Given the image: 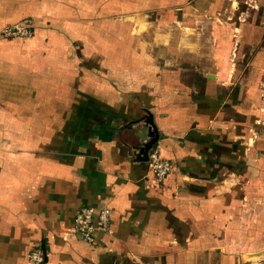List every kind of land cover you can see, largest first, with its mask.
I'll return each mask as SVG.
<instances>
[{
    "label": "crops",
    "instance_id": "0c3cea01",
    "mask_svg": "<svg viewBox=\"0 0 264 264\" xmlns=\"http://www.w3.org/2000/svg\"><path fill=\"white\" fill-rule=\"evenodd\" d=\"M239 2L0 0V264H31L35 249L46 255L44 264H202L223 249L235 229L237 212L226 210H235L238 190L222 168L246 155L244 146L264 142L248 99L254 84L246 87L247 98L237 95L239 85L231 88L243 42L241 24L232 19ZM144 10L172 18L168 38L153 36L152 45L184 49L191 70L155 63L149 72L144 64L133 70L129 61L138 59L144 41L96 36L114 25L130 28L124 16L120 24L107 17L102 26L97 13L134 17ZM145 20L133 18L138 31L150 28ZM24 23L31 37L2 35ZM229 26L234 34L224 37ZM256 29L249 26L247 35ZM110 40L121 45L119 54ZM134 41L137 49L130 47ZM225 42L233 44L227 62ZM263 56L260 47L249 69ZM98 78L106 84L97 85ZM158 92L166 95L153 98ZM86 94L105 99L108 115L64 118L65 108H80ZM144 110L153 115L158 151L172 166L161 184L138 156L147 139ZM244 134H252L248 143L240 141ZM83 207L108 208L111 234L96 233L89 243L74 236L73 219ZM221 259L211 264H228Z\"/></svg>",
    "mask_w": 264,
    "mask_h": 264
},
{
    "label": "rangeland",
    "instance_id": "374dc122",
    "mask_svg": "<svg viewBox=\"0 0 264 264\" xmlns=\"http://www.w3.org/2000/svg\"><path fill=\"white\" fill-rule=\"evenodd\" d=\"M238 8L239 11L237 13H234L235 15L232 19L234 23L239 24L238 22H240L241 24L242 30L240 29L238 31V37H240L241 40L243 39V42L241 43L242 45L239 46V54L237 55V57H235V60H238L236 61L237 72L235 73V76L233 78L234 80H232L231 88H234V84L239 85L240 93H237V95L247 98L246 96L248 95H246L244 91L247 90L246 87H248L250 84L249 82H247V79H245L246 75L244 71L246 69H249V67L251 68V66L249 65L253 62L251 60L254 59V55H256L260 47H264V0H240ZM133 15L134 14L131 11L129 13L114 12L113 14L107 15L97 13V21L98 23L101 22L102 26H104V20L107 17L112 16L113 24H120V22H122V17L124 16V21L125 23H127V21L129 22L130 28L127 31L126 28H120V25L117 26L118 28L114 25L113 28H107L105 30L98 29L96 36H98V38H103L105 36H112L113 38H115L116 36L125 37L129 34V36L138 37L136 39H141L142 41H144V46L138 45V48L140 50L138 59H132L129 61L130 68L133 70L142 69L141 65L144 64V70L149 72V69H152L154 67V63L156 65V68L159 64V67L162 70L174 69L176 66V68H188V70L192 69L190 64L186 62V60L192 59V55L189 56L184 49L175 48L174 46L169 47L168 45H152L153 36H156L157 38H159V36H161L162 38H168V30L165 25H167L171 21L172 18L170 16L163 14L161 17V15L157 12L151 13L147 12L146 10L140 12V14H135L134 17ZM140 15H142V17ZM229 15L232 16V14ZM143 16L146 19L145 21L148 24L150 23V28L148 30L139 29L138 31L137 24L133 22V18L143 19ZM249 26L258 27L255 34H252L251 32L250 35H247L250 33ZM155 27L157 28L156 33ZM136 32H138V35L136 34ZM225 32L226 35H224V37L230 38L234 34V28L231 26L225 27ZM249 37H255L257 39V44L252 45L253 43L248 39ZM109 42H111V40ZM134 42L135 43L130 44V47H132V49H137L135 45H137L138 41ZM225 44V50H227L225 57L227 56V62L229 60L228 58L231 57L233 44L229 45L228 47L227 42H225ZM254 46H256L257 48H254ZM97 47L103 49L102 45H98ZM111 47L113 49V53L119 54L121 52V45L115 44V42H113ZM142 48H144V50H142ZM211 52L212 55L216 54L215 47L212 48L211 46ZM261 56L258 55V58H260ZM143 58L144 62L141 60ZM177 58L178 61L176 62ZM175 63L177 65H175ZM201 63L205 64L203 60L200 61L199 65H201ZM255 65H257L255 68L253 67L255 71H253L252 69L251 73V76L255 78V82L252 83V85H254L252 86L248 96V99L251 103L254 101L255 103H257L259 100L261 102L264 101V98L260 96L261 93L264 96V60L259 63H255L254 66ZM207 66L213 67L211 66V62L208 63ZM96 69L97 71L101 70L98 66ZM98 79V82H96L97 85H101L103 83L106 84V82H104V78ZM151 79V77H147V79L145 80L149 81ZM241 79H243V81H240ZM163 80H166V83L168 82L167 77ZM154 85H156V83H154ZM257 86L259 87L257 88ZM163 95H166V93L158 92L153 98L162 97ZM142 96L143 95H140V99H142ZM102 100L105 99L101 97L95 98L90 94H86L85 100H81V102L84 103L79 104L80 108H76L74 110L65 108V114L63 113V116L64 118L66 117L71 120L75 113H77V115L81 114V116H89L91 119L100 121L105 115H108L109 113L107 112V109L104 108V103L102 102ZM75 101H78V98L75 99ZM105 105L107 104L105 103ZM259 105L261 104L259 103ZM100 106H102V108H100ZM262 106H264V104ZM60 111L63 112L62 110ZM113 111L117 112L118 110L113 109ZM230 115H232V112L230 113ZM255 115V118H258L257 120L260 121V123H264V118L259 115L258 110L256 111ZM233 118H235L234 114ZM66 127L68 128V126ZM257 128L258 130L261 128L264 129V125L259 124L257 125ZM250 135L252 134H248L245 137L244 134V139L240 141L242 143H248L249 137H252ZM157 146L158 144L156 143L153 146L152 150H159ZM243 148L249 149V151L246 152V155L244 153L240 154L239 160L237 157L230 159L229 161L231 162H229V164L228 162L226 163L227 168L224 167L221 171L223 174L222 177L227 182L236 184L237 188H235L236 190H238V193H236L237 196H235L237 201V203L234 205L235 210L233 208H231L230 210H226L229 213L237 212L234 220L235 229L232 230V233L229 237H224V244L222 243L221 245L223 246V249H214L215 251L209 252V261L206 260L202 264H206V262L211 264V262H214V260H217L219 263L221 258V260L228 261V264H264V156H262L261 159L256 157V152L260 153L261 155L264 153V142L256 141V143H254L250 148L248 147V145L244 146ZM231 170H233V172ZM229 183H227L228 186ZM239 187L241 189H239ZM221 235L217 236L219 241H222ZM194 259L196 262L198 261L197 257H195Z\"/></svg>",
    "mask_w": 264,
    "mask_h": 264
},
{
    "label": "built area",
    "instance_id": "2783aa9c",
    "mask_svg": "<svg viewBox=\"0 0 264 264\" xmlns=\"http://www.w3.org/2000/svg\"><path fill=\"white\" fill-rule=\"evenodd\" d=\"M2 35L11 38H29L32 32L26 23L6 28ZM171 163L164 158L160 151L151 150L148 155L147 168L153 180L161 184L171 171ZM110 210L102 207L95 211L91 207H83L75 214L72 234L84 242H92L96 233L111 234ZM31 264H44L46 255L39 249L31 251L28 255Z\"/></svg>",
    "mask_w": 264,
    "mask_h": 264
},
{
    "label": "water",
    "instance_id": "95a60500",
    "mask_svg": "<svg viewBox=\"0 0 264 264\" xmlns=\"http://www.w3.org/2000/svg\"><path fill=\"white\" fill-rule=\"evenodd\" d=\"M144 111L146 113L144 123L147 125V139L142 142L141 145L137 146L138 156L141 161L148 160L149 152L159 140V134L153 121V115L147 110Z\"/></svg>",
    "mask_w": 264,
    "mask_h": 264
},
{
    "label": "flooded vegetation",
    "instance_id": "af4514ba",
    "mask_svg": "<svg viewBox=\"0 0 264 264\" xmlns=\"http://www.w3.org/2000/svg\"><path fill=\"white\" fill-rule=\"evenodd\" d=\"M254 71V70H253ZM244 73H245V75H246V77H245V79H247V82H249V84L250 85H252V83H254L255 82V78H253V76H251V73H252V69H246L245 71H244ZM240 81H243V79H241ZM249 85V86H250ZM245 86H246V84H245ZM259 86H257V88H258ZM245 92V91H244ZM263 92V91H262ZM246 93V92H245ZM260 96L261 97H263L264 98V96H263V94L261 93L260 94ZM253 104H254V110H253V112H254V114L256 113V111L258 110V112H259V115L261 116V117H263L264 118V106H262L263 104H264V101H258L257 103H255V101L254 102H252ZM259 103L261 104V105H259ZM257 108H259V109H257ZM262 112V113H261ZM261 113V114H260ZM258 119V118H257ZM257 119H255V122H254V126H256L257 127V125H259V124H261V125H264V123H260V121H258ZM262 120V119H261ZM262 129V128H261Z\"/></svg>",
    "mask_w": 264,
    "mask_h": 264
}]
</instances>
